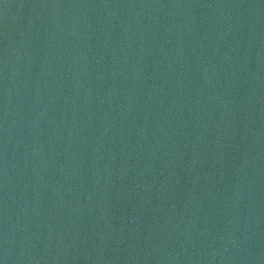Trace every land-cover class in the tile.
Returning a JSON list of instances; mask_svg holds the SVG:
<instances>
[{
	"label": "water",
	"instance_id": "95a60500",
	"mask_svg": "<svg viewBox=\"0 0 264 264\" xmlns=\"http://www.w3.org/2000/svg\"><path fill=\"white\" fill-rule=\"evenodd\" d=\"M0 264H264V0H0Z\"/></svg>",
	"mask_w": 264,
	"mask_h": 264
}]
</instances>
